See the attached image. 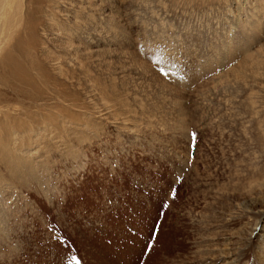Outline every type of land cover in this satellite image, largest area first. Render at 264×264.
Segmentation results:
<instances>
[{
  "label": "rangeland",
  "instance_id": "obj_1",
  "mask_svg": "<svg viewBox=\"0 0 264 264\" xmlns=\"http://www.w3.org/2000/svg\"><path fill=\"white\" fill-rule=\"evenodd\" d=\"M7 9L0 264H264V0Z\"/></svg>",
  "mask_w": 264,
  "mask_h": 264
},
{
  "label": "bare ground",
  "instance_id": "obj_2",
  "mask_svg": "<svg viewBox=\"0 0 264 264\" xmlns=\"http://www.w3.org/2000/svg\"><path fill=\"white\" fill-rule=\"evenodd\" d=\"M14 0H0V14H7V7L12 4ZM16 2V1H15ZM11 13V12H10ZM9 13V14H10ZM1 17V16H0Z\"/></svg>",
  "mask_w": 264,
  "mask_h": 264
},
{
  "label": "snow or ice",
  "instance_id": "obj_3",
  "mask_svg": "<svg viewBox=\"0 0 264 264\" xmlns=\"http://www.w3.org/2000/svg\"><path fill=\"white\" fill-rule=\"evenodd\" d=\"M193 139H195V137L193 136Z\"/></svg>",
  "mask_w": 264,
  "mask_h": 264
}]
</instances>
